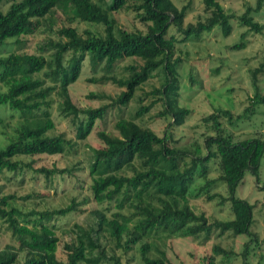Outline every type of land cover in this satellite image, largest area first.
Listing matches in <instances>:
<instances>
[{
    "label": "trees",
    "instance_id": "obj_1",
    "mask_svg": "<svg viewBox=\"0 0 264 264\" xmlns=\"http://www.w3.org/2000/svg\"><path fill=\"white\" fill-rule=\"evenodd\" d=\"M128 1L131 2L129 6ZM202 2L206 14L204 20L184 26L187 5L176 9L171 0H0V48L9 44L13 48L20 47L22 36L37 28L39 20L51 16L58 6L68 8L72 17L81 23L103 27L102 36L88 30L79 35L73 28H59L56 31L58 39L39 48L40 52L52 49L47 57L42 53L27 54L15 50L0 56V107L18 116L12 131L0 116V135L5 142L0 148V176L3 173L15 175L22 167L30 168L29 164L22 165L14 160L16 157L75 153L79 141L93 135L98 146L89 147L91 199L99 205L114 202L117 210L111 220L105 219L101 212L93 211L94 225L87 230L74 226L77 234L73 241L62 245L65 261L60 263L55 256L59 240L50 222L75 212L73 201L57 210L22 213L12 205L13 196L2 195L0 223L6 225L17 246L0 249V264H15L18 253L24 255L22 264H98L104 258L103 251L97 250L101 233H105L113 247L124 254L139 245L140 264L165 263L164 251L158 248L157 241L201 236L206 240L212 228L218 231V236H247L248 243L255 242V235L251 233L253 207L245 200L235 198L234 192L246 173L257 182L264 138L234 141L218 121L222 117L230 123L232 117L228 111H216L201 119L210 130V135L203 139L204 155L199 149L192 152L170 148L166 136L158 137L134 122L153 102L139 106L133 119H117L113 126L116 135L104 131L93 134L95 122L103 120L109 109H119L136 101V91L155 71L163 76L160 88L152 91L153 95L160 96L158 100L163 105L159 116L171 119L168 126L183 124L190 110L177 106L176 69L181 59L174 57L175 45L185 40H197L202 32L212 28H217L221 37L229 36L232 29L233 15L226 13L216 0ZM263 4L264 0H256L252 11H259ZM123 8H131L143 31L115 29L110 14ZM250 11L247 8L238 17V23L248 32L260 34L264 26L253 21ZM171 28L179 38L166 36ZM230 48L239 50L243 44ZM85 57L91 71L102 65L108 74L116 62L133 61V65L126 68L129 75L125 79L103 75L97 80L110 82L123 90L113 98L108 97L107 104L96 108H77L67 95V88L78 78ZM263 72L264 60L250 72L255 92L243 115H251L255 105L264 104V95L257 92L255 85L257 75ZM90 96L94 98V95ZM53 97L58 99L60 116L75 124L74 139L55 131L50 113ZM104 98L98 95L96 99ZM210 162L215 164L217 171V177L212 180L206 179ZM36 172L50 181L52 176L69 173V170L41 167ZM196 179H205L198 191L205 195L207 202L216 200L217 204H228V220L209 222L203 213L193 212L186 195ZM216 183L224 186V197L208 193ZM259 190H264V185ZM123 208L127 209V215L120 213ZM246 246L248 244L244 245L245 249ZM95 250L97 257H89ZM151 251L152 255H149ZM211 252L225 259L233 256L232 252L219 246H213ZM244 254L243 251L241 256ZM207 264H212V260L209 259Z\"/></svg>",
    "mask_w": 264,
    "mask_h": 264
},
{
    "label": "rangeland",
    "instance_id": "obj_2",
    "mask_svg": "<svg viewBox=\"0 0 264 264\" xmlns=\"http://www.w3.org/2000/svg\"><path fill=\"white\" fill-rule=\"evenodd\" d=\"M216 1L226 13L233 15L230 21L231 34L221 37L217 28H212L209 32H202L197 40H185L184 43L175 45L174 57L181 59L176 69L179 84L177 106L190 110V114L183 124L178 127L168 126L171 119L168 116L165 119L159 116L163 105L158 100L160 96L153 95L152 91L160 88L163 76L160 72L155 71L152 77L136 91V101H131L119 109H109L103 120L95 122L93 134L104 131L116 135L113 126L117 119H133L132 116L139 106H148L153 102L149 110L141 117L134 119V122L140 127L150 129L158 137L166 136V142L170 148L186 149L192 152L199 149L200 154L204 155L203 139L210 135V130L201 119L216 111H228L231 114L230 123L222 117L218 121L234 141L253 137L264 138V104L255 105L251 110V115H243V110L249 107L255 92L250 81V72L264 60V28L260 34H253L241 27L237 20L249 8L251 10L249 16L253 21L264 26V4L259 11L253 12L256 0ZM171 2L176 9L187 5V13L183 19L184 26L194 24L197 20H204L206 17L202 0H171ZM129 4H131L130 1H128V6ZM5 8L2 10L4 11ZM130 9L123 8L110 14L115 21V29L127 32L143 31L142 24ZM39 22L40 25L37 28L27 31L26 35L22 36L20 47L13 48L9 44L5 48H0V56L15 50L27 54L42 53L47 57L52 49L47 48L45 52H40L39 48L49 41H56L58 39L56 31L61 27L73 28L79 35L84 30L97 36L103 35L101 25L81 23L72 17L68 8L65 9L61 6L54 8L51 16H46ZM171 35L180 37L172 28L168 30L166 36ZM239 43L243 44L242 49L232 50L230 48ZM129 65H133L132 59H122L113 65L109 74L103 70L102 65L95 71H91L87 57H85L78 78L67 88L70 102L77 108H96L107 104L108 97H115L123 89L110 82L97 80L103 75H111L115 79H125L129 75L126 70ZM256 80L257 92L264 95V72L259 73ZM0 89H2L1 85ZM90 95H94V98ZM98 95L106 98L96 99ZM138 99H141L140 103ZM2 108L0 107V116L3 123L7 124L12 131L17 124L18 116L6 108ZM50 113L55 131L64 132L67 137L74 139L73 127L75 124L60 116L56 97H53ZM94 138L93 135H90L84 141H79L75 153L16 157L14 160L20 161L22 165L29 164L30 168L22 167L15 175L3 173L0 176V196H13L12 205L22 213L31 210H57L73 201L76 206L75 212L50 222L54 226L55 234L59 240L55 256L60 263L65 261L62 245L73 241L77 234L74 226L77 225L83 230H87L94 225L93 211L101 212L105 219L109 220L113 218L112 214L117 211L114 202L99 205L91 199L88 162L89 147L98 146ZM4 143V139L0 135V148ZM41 167L57 170L68 169L69 173L56 174L48 181L36 172ZM216 177L215 164L210 162L206 179L212 180ZM204 181L203 179L193 181L187 192L188 195H186L189 206L194 213H203L209 222L228 220L230 212L227 203L220 205L216 200L207 202L205 195L198 191ZM263 185L264 151L259 164L257 182L254 177L246 173L241 185L234 192L235 198L245 200L253 207L251 233L255 235V242L248 243L249 237L247 236L232 237L229 234L218 236V231L214 228L211 229L206 240H203V236L196 239L170 237L156 242L158 248L164 251L166 259L164 264H207L209 259L212 260V264H264V190H259ZM223 188L224 186L216 183L215 188L208 193H217L224 197L225 189ZM120 213L127 215L128 212L126 208H123ZM245 244H248L246 249ZM98 245L97 250L101 249L104 254V258H101L98 264H140L139 245L124 254L121 250L113 247L105 233L98 236ZM5 246L15 248L17 244L6 230V225L0 223V249ZM213 246H219L223 250L232 252L233 256L227 259L222 258L221 255L215 256L211 252ZM97 250L89 257H97ZM243 251L245 254L241 256ZM151 253L152 251L149 255H152ZM23 261V253H18L15 264H22Z\"/></svg>",
    "mask_w": 264,
    "mask_h": 264
}]
</instances>
